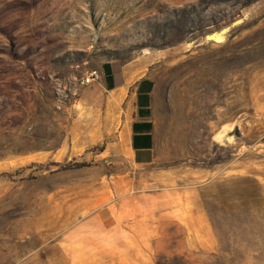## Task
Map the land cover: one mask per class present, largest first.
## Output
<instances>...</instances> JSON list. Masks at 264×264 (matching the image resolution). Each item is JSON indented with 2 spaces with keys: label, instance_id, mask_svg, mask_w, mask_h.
Instances as JSON below:
<instances>
[{
  "label": "rangeland",
  "instance_id": "374dc122",
  "mask_svg": "<svg viewBox=\"0 0 264 264\" xmlns=\"http://www.w3.org/2000/svg\"><path fill=\"white\" fill-rule=\"evenodd\" d=\"M0 264H264V0H0Z\"/></svg>",
  "mask_w": 264,
  "mask_h": 264
},
{
  "label": "crops",
  "instance_id": "0c3cea01",
  "mask_svg": "<svg viewBox=\"0 0 264 264\" xmlns=\"http://www.w3.org/2000/svg\"><path fill=\"white\" fill-rule=\"evenodd\" d=\"M102 85L106 90L119 88L111 66L103 67ZM157 84L146 75L137 79L130 92L131 118L125 129L128 154L142 167L154 165L159 156V131L155 115Z\"/></svg>",
  "mask_w": 264,
  "mask_h": 264
},
{
  "label": "built area",
  "instance_id": "2783aa9c",
  "mask_svg": "<svg viewBox=\"0 0 264 264\" xmlns=\"http://www.w3.org/2000/svg\"><path fill=\"white\" fill-rule=\"evenodd\" d=\"M99 79V74L96 71L89 72L85 78L81 80V84L87 85L93 83Z\"/></svg>",
  "mask_w": 264,
  "mask_h": 264
},
{
  "label": "bare ground",
  "instance_id": "6f19581e",
  "mask_svg": "<svg viewBox=\"0 0 264 264\" xmlns=\"http://www.w3.org/2000/svg\"><path fill=\"white\" fill-rule=\"evenodd\" d=\"M221 34V33H220ZM216 35V34H215ZM215 35H211L209 36L208 38H216L217 40L220 38L221 39V36H219V34L217 36ZM215 41V40H214ZM218 137V136H217ZM219 139V138H218Z\"/></svg>",
  "mask_w": 264,
  "mask_h": 264
},
{
  "label": "trees",
  "instance_id": "16d2710c",
  "mask_svg": "<svg viewBox=\"0 0 264 264\" xmlns=\"http://www.w3.org/2000/svg\"><path fill=\"white\" fill-rule=\"evenodd\" d=\"M106 67V69L108 68V66H105Z\"/></svg>",
  "mask_w": 264,
  "mask_h": 264
}]
</instances>
